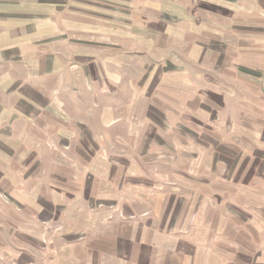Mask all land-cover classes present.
<instances>
[{"label": "rangeland", "instance_id": "374dc122", "mask_svg": "<svg viewBox=\"0 0 264 264\" xmlns=\"http://www.w3.org/2000/svg\"><path fill=\"white\" fill-rule=\"evenodd\" d=\"M0 264H264V0H0Z\"/></svg>", "mask_w": 264, "mask_h": 264}, {"label": "crops", "instance_id": "0c3cea01", "mask_svg": "<svg viewBox=\"0 0 264 264\" xmlns=\"http://www.w3.org/2000/svg\"><path fill=\"white\" fill-rule=\"evenodd\" d=\"M17 2H20V0H17Z\"/></svg>", "mask_w": 264, "mask_h": 264}]
</instances>
